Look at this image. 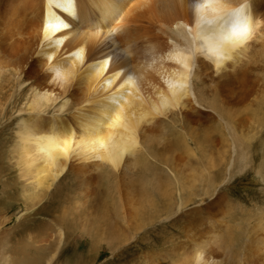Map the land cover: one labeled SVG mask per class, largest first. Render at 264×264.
Listing matches in <instances>:
<instances>
[{
	"label": "bare ground",
	"instance_id": "1",
	"mask_svg": "<svg viewBox=\"0 0 264 264\" xmlns=\"http://www.w3.org/2000/svg\"><path fill=\"white\" fill-rule=\"evenodd\" d=\"M262 1L250 0L253 36L234 59L213 65L197 57L189 70L171 52L188 46L200 0H0V225L14 196L24 207L11 229L0 226V264H16L11 253L27 249L32 264H51L66 232L88 236L97 255L102 243L116 254L154 224L177 223L188 234L221 214L216 191L230 171L214 175L219 152L209 149L206 123L235 132L229 107L247 77L241 65L264 39ZM231 148L230 165L248 161L247 148ZM261 215L259 239L208 225L197 230L204 241L187 236L177 246L171 234L135 258L264 264ZM186 243L198 250L177 258ZM120 256L102 264H126Z\"/></svg>",
	"mask_w": 264,
	"mask_h": 264
},
{
	"label": "rangeland",
	"instance_id": "2",
	"mask_svg": "<svg viewBox=\"0 0 264 264\" xmlns=\"http://www.w3.org/2000/svg\"><path fill=\"white\" fill-rule=\"evenodd\" d=\"M262 2L264 3V1ZM263 3H261V6L262 11L264 12ZM249 57L252 58L249 60H245L241 65V67L246 70V80L241 84V86L236 85V90H238L239 92L233 93L232 101L234 102H231L232 105L229 107V117L233 121L232 123L234 124L233 126L235 128V132L228 133L225 129L223 131V129H221V127L218 126L217 123L207 120L204 116V118L201 117L203 120H207V133H210L211 136L209 149L212 150V153H214V155L217 151L219 152V154L216 156L217 158H214L215 160H217V168L215 167L213 170L214 175H219L221 177V175L225 176V174H228L226 172L230 171L227 181L225 183H219V187L216 191V195H219V198H221V214L216 213V216L213 219L207 220L205 222L199 221L201 224L198 225L194 230L190 231L191 235L193 236H191L190 233L186 234V232H184L183 230L182 236L181 232L179 233L180 230L178 229V227H176L177 225H175L177 223H175L174 226L169 224H154L153 227H148L145 230L144 234L141 233L139 235L141 237L138 236L136 237L137 240L135 238L133 239L134 241H130L127 244L128 246L126 245L127 247L125 246L123 249H120L118 251L119 253L117 252L116 254H114L113 252H108L109 250H107L105 244L102 243L100 247V252H102V254L97 255V247L92 246L93 241L90 240L88 236H84L79 232L71 233L72 235L70 234V232H66V234H69L72 237L69 236V238L66 235L68 238L65 237L62 241V246H64L65 248L62 252L55 255V261H53L51 264H80L79 261L76 262L73 259L72 255L75 256V254H77L78 257H81V261L84 264H102L104 261H109L110 263L111 259L117 258V256L123 254L122 257L120 256L118 258H120L122 262L129 264L127 263V261L132 263L133 260H136L137 258L135 257L139 253V251L150 250L149 248L152 247V244L160 245L161 239H164L171 234L176 236L175 242L177 243V246H180V243H185V240H188L187 238L189 236V238L194 239L195 237H197V239L204 241V237L200 238V234L197 233V230H199L200 228L203 229V227L208 225L216 226V228L219 229L228 230L231 235L233 233L232 231L239 230L247 238L251 236L258 238L257 234L259 232L256 231V224L258 222L257 214L260 209H264V94H261L264 90V39H260L257 41V45L254 47ZM202 85H204V92L206 90L208 92L210 91V87H207L206 82H204ZM25 96V92H22L20 95H17L13 99L15 108L19 107L20 103L24 101ZM228 123L230 124V122ZM176 129L178 130L179 127L177 126ZM247 136H249V138H246ZM187 142L189 144L188 148L190 150H195V153L198 152L196 147L192 145L194 144L192 141L188 139ZM231 143H234L237 149L244 147L247 148L248 161H246L247 164L242 163L244 166H242V164H239L238 157L235 158V161L238 160V165L237 162H234V164L230 165V163L232 162H230L228 156L232 153ZM176 153H180V148H176ZM3 161L7 163L8 166H11V164L6 162V160ZM236 165L238 166V168ZM10 174L11 175H9V177H12L13 172L11 170ZM12 183L13 181L9 180V184L12 185ZM14 197L15 201L12 203H8L11 206L6 209L7 211L4 216L8 220L4 224L0 225L4 230L11 229L12 226L20 220L21 216L24 215V207L21 200L17 196ZM2 202L4 203L3 197H0V205L3 204ZM202 216L205 217L206 214ZM31 218L33 219L28 220V225L33 224L34 218L38 217L34 216ZM259 219L263 221V215H261ZM1 220L2 216H0V221ZM163 226L166 227L163 229ZM227 226H230V228H227ZM177 229L179 231H177ZM210 234L208 235V237L210 236ZM21 243L22 242H20V244L16 246V251H20L23 248L21 247L23 246ZM191 243L185 244V246L182 248H185L184 251H181L180 256H178L177 258L185 255H193V253L198 250L197 246ZM216 245L217 244H214L212 248L217 249ZM193 248H197V250L195 249V251H193ZM212 248L209 250V252H213L214 254L216 250H212ZM48 249L52 251L53 245H50L48 248H46L44 254H47L46 252L48 251ZM95 254L97 255V258L94 260ZM19 255L21 257H19ZM34 257H36V255L31 252V250L27 249V251L25 250L23 254L12 252L10 260L12 262L16 261L13 262L16 264H32L35 259ZM136 261L137 263L133 261L132 264H138V260ZM114 263L118 262L114 261Z\"/></svg>",
	"mask_w": 264,
	"mask_h": 264
},
{
	"label": "clouds",
	"instance_id": "3",
	"mask_svg": "<svg viewBox=\"0 0 264 264\" xmlns=\"http://www.w3.org/2000/svg\"><path fill=\"white\" fill-rule=\"evenodd\" d=\"M255 23L250 13V0H200L192 28L188 33V46H177L171 54L180 58L191 70L197 57L213 65L235 58L252 38Z\"/></svg>",
	"mask_w": 264,
	"mask_h": 264
}]
</instances>
